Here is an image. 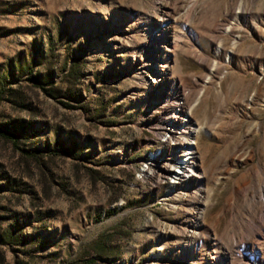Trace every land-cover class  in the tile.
<instances>
[{"label": "rangeland", "instance_id": "rangeland-1", "mask_svg": "<svg viewBox=\"0 0 264 264\" xmlns=\"http://www.w3.org/2000/svg\"><path fill=\"white\" fill-rule=\"evenodd\" d=\"M158 7L182 94L162 103L139 72ZM179 103L203 173L171 195ZM0 126V264H264V0H0Z\"/></svg>", "mask_w": 264, "mask_h": 264}, {"label": "bare ground", "instance_id": "bare-ground-1", "mask_svg": "<svg viewBox=\"0 0 264 264\" xmlns=\"http://www.w3.org/2000/svg\"><path fill=\"white\" fill-rule=\"evenodd\" d=\"M159 7L155 10L154 15L148 17L147 21L148 29L150 30L151 35L150 39L153 38L158 43V45H156L152 50L153 54L151 55L152 59L150 58V61H159L158 69L153 67V65H148L149 63L147 64L141 62L139 63V72L141 75V80L143 82V89L157 90L158 94L154 97V99L156 98V100H159L160 102L163 98L169 97L171 95L169 88L177 89L179 93H177L176 95H180L181 93L179 84L173 79V67H170L169 65L173 58V41L172 38H167V35L171 31L172 24H170V22L172 12L168 10V8L160 9ZM141 69L146 70V72H142ZM148 97L153 98V95L148 94ZM182 106L183 105L179 103L174 106V110L172 108L174 112L172 117L167 121L168 125L164 129L165 136H163L164 138L168 139L170 145H178L180 155L174 158L171 161L172 163L162 162L159 167L164 170L163 172H153L154 175H158L159 179L169 177L177 181L178 185H173L170 187L171 195L176 194V191L178 190V187L182 182L188 183L193 177L199 176L203 173V163L200 161L196 145V138L198 136L197 134L202 130V127L199 128L197 124L195 125L188 123L190 122L189 113H185V109ZM261 199L262 201H264V190H262ZM196 210L197 221L192 232V235L195 239L200 237V229L203 228V205L200 204V206H198ZM262 219L263 220L261 223L264 227V215ZM248 246L251 245L248 244ZM240 248L241 246L239 242H236L235 249L239 250ZM193 253L196 254V251L194 249ZM210 259L212 261V264H233L234 261L232 253L228 252H225L224 255H221L218 258L211 257Z\"/></svg>", "mask_w": 264, "mask_h": 264}, {"label": "trees", "instance_id": "trees-1", "mask_svg": "<svg viewBox=\"0 0 264 264\" xmlns=\"http://www.w3.org/2000/svg\"><path fill=\"white\" fill-rule=\"evenodd\" d=\"M48 93V92H47ZM51 97H56L55 94L51 93L49 94ZM0 137L7 140V141H10L12 142L17 148H19L18 146V139L16 137V135L13 133V132H9L8 129H4L3 127L0 126ZM25 154V156L29 159H34V160H40V157L42 156H47L46 154L42 153V152H30L29 150H22ZM48 157V156H47ZM40 166V164H39ZM42 166V165H41ZM2 240L3 241H6L7 239L2 237ZM16 244L15 245H25L26 242L24 240V237L21 235L20 236V240L16 241L15 242ZM100 249V250H99ZM106 251V247L105 246H101L100 248H98V251L97 253L99 255H102V253H104ZM81 264H97V261L95 259H91V260H87L86 262L84 263H81Z\"/></svg>", "mask_w": 264, "mask_h": 264}]
</instances>
